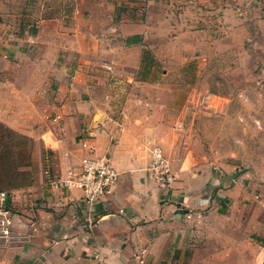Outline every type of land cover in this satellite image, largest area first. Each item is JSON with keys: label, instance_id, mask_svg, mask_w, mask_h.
<instances>
[{"label": "crops", "instance_id": "1", "mask_svg": "<svg viewBox=\"0 0 264 264\" xmlns=\"http://www.w3.org/2000/svg\"><path fill=\"white\" fill-rule=\"evenodd\" d=\"M43 1L37 35L0 62V123L34 141L31 182L0 190L13 218L0 264H264L260 175L196 156L169 121L193 82L264 78V0ZM87 138L118 173L91 205L47 177L77 169ZM152 145L166 189L147 172Z\"/></svg>", "mask_w": 264, "mask_h": 264}, {"label": "rangeland", "instance_id": "2", "mask_svg": "<svg viewBox=\"0 0 264 264\" xmlns=\"http://www.w3.org/2000/svg\"><path fill=\"white\" fill-rule=\"evenodd\" d=\"M43 3L0 0V62L8 41L37 35V10ZM197 83L184 88L186 93L196 89V97L183 100L179 104L182 110L170 116L178 129V145L216 163L214 166L228 163L241 173H253L256 179L259 174L258 184L264 186V78H205ZM2 91L5 86L0 82V94ZM4 100L1 96L0 104ZM28 121L37 124V113ZM21 153L26 164L19 162ZM33 154L32 138L19 136L0 123V171L5 185L14 189L31 182ZM11 169L16 176L9 173ZM5 185L1 184V190L7 189Z\"/></svg>", "mask_w": 264, "mask_h": 264}, {"label": "built area", "instance_id": "3", "mask_svg": "<svg viewBox=\"0 0 264 264\" xmlns=\"http://www.w3.org/2000/svg\"><path fill=\"white\" fill-rule=\"evenodd\" d=\"M120 130V128H119ZM87 139L82 140V148L86 155L81 159L77 169L68 162L63 170L62 178L54 181L47 171L48 182L54 186L59 184L65 191L77 190L88 205L110 197L118 182V173L112 167L109 156L95 155L94 147ZM151 156L148 175L159 189L168 188L174 181L169 162L159 146L149 147ZM67 158V155H65ZM12 213L4 205H0V240L5 244L12 239Z\"/></svg>", "mask_w": 264, "mask_h": 264}, {"label": "trees", "instance_id": "4", "mask_svg": "<svg viewBox=\"0 0 264 264\" xmlns=\"http://www.w3.org/2000/svg\"><path fill=\"white\" fill-rule=\"evenodd\" d=\"M21 155H22V158L19 160V162H21L22 164H26V163H27V162H26L27 159H26L25 155L22 154V153H21ZM21 155H20V156H21ZM10 156L13 157L12 154H10ZM12 160H13V159H12ZM9 173H10V174H15L14 171L12 172V169L10 170ZM22 175H23V177H25L24 174H22ZM15 176H16V174H15ZM3 178H4V177H3V173L0 171V186H1V184H2V185H5V184H4V181H3ZM5 186H6V188H9L8 185H5ZM0 190H1V188H0Z\"/></svg>", "mask_w": 264, "mask_h": 264}]
</instances>
